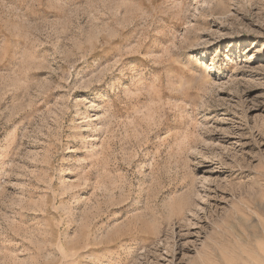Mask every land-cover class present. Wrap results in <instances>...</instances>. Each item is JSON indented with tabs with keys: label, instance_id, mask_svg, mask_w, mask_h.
Here are the masks:
<instances>
[{
	"label": "rangeland",
	"instance_id": "rangeland-1",
	"mask_svg": "<svg viewBox=\"0 0 264 264\" xmlns=\"http://www.w3.org/2000/svg\"><path fill=\"white\" fill-rule=\"evenodd\" d=\"M0 264H264V0H0Z\"/></svg>",
	"mask_w": 264,
	"mask_h": 264
}]
</instances>
